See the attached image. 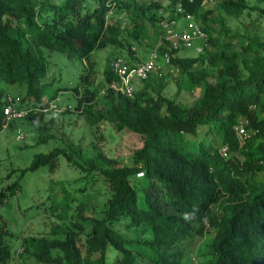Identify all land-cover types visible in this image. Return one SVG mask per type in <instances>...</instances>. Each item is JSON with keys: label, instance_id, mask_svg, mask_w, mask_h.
<instances>
[{"label": "trees", "instance_id": "obj_1", "mask_svg": "<svg viewBox=\"0 0 264 264\" xmlns=\"http://www.w3.org/2000/svg\"><path fill=\"white\" fill-rule=\"evenodd\" d=\"M89 1L0 0V131L6 123L3 110L10 102L17 101L23 110L19 100L8 95L13 86L24 87L25 98L35 105L23 110L25 118L40 120L43 111H50L49 101L43 102L48 74L45 51L89 62L97 50L120 45L118 28L105 21L110 9L106 4L114 0H98L93 12ZM164 1L180 7V15L197 19L202 15L207 40L201 53L178 57V50L168 45L160 50L169 54L171 65L182 76V87L202 88V94L186 106L160 92L149 97L147 86L135 90L131 98L107 88L100 103L98 91L80 93L72 88L79 95L76 110L88 126L108 123L117 132L140 136L142 144L131 164L122 168L105 167L99 155L86 168L73 163L83 173L100 174L106 203L99 218L81 216L78 210L83 224L78 221L80 228L64 231L61 239L24 240L25 252L39 263L192 264L204 241L199 264H264V54L254 40L238 50L219 44L214 35L230 36L229 30L222 19L219 29L209 23L208 13L202 11L204 0ZM255 2L264 4V0ZM138 7L124 3L133 14L128 34L135 39L147 36L145 19L154 24L157 17L138 13ZM218 7L239 19L247 1L220 0ZM170 16L168 20L174 19ZM116 82L107 67L105 83ZM241 121L248 136L242 141L235 130ZM59 156L71 162L64 151L55 150L36 156L24 172L38 165L51 167ZM256 174L261 178L256 179ZM84 177H79L83 185L74 192L85 190ZM17 190L14 184L1 191L0 206L7 193L11 197ZM6 236V224L0 219V264H7L10 257Z\"/></svg>", "mask_w": 264, "mask_h": 264}, {"label": "rangeland", "instance_id": "obj_2", "mask_svg": "<svg viewBox=\"0 0 264 264\" xmlns=\"http://www.w3.org/2000/svg\"><path fill=\"white\" fill-rule=\"evenodd\" d=\"M219 1L204 0L202 3V11L208 13L209 23L219 29L218 20L222 19L229 30L230 36L214 35L219 44H230L233 49L238 50L254 40L259 51L264 54V4L246 0L247 8L243 15L239 19H233L219 9ZM125 2L137 4L138 13L146 17L157 15L154 24L145 19L143 24L146 37L142 35L135 39L128 34L132 29L133 14L124 8ZM89 5L91 12L97 10L98 0H90ZM106 6L110 9L105 14V21L118 28L120 45H108L97 50L89 62L45 51L48 74L45 86L47 94L43 102H51L52 110L46 113L43 111L40 120L9 119L0 131V193L14 184L18 188L11 197L7 193L0 206V219L6 224V243L10 249L7 264H42L25 252L22 242L29 238H43L47 241L61 239L64 231L80 228L79 222L83 224V220L78 219V210H82L81 216L101 217V210L107 199L106 184L100 174L83 173L79 168H74L73 163L86 168V163L93 156L99 155L104 160L105 167L118 169L130 165L134 152L141 147L140 136L117 132L108 123H100L93 128L88 126L76 110L79 95L72 88L80 93L96 90L99 92V102L102 103L105 90L112 86L105 83V70L113 60L121 58L129 65L141 64L162 42L166 28L173 29L175 33L186 30L189 25L204 28L202 15L199 19L190 14L180 15L177 6H170L164 0H114V4L107 3ZM171 14L175 19L174 25L168 22ZM160 21L166 28L158 25L155 30L154 25ZM202 42L196 40L191 48L178 50L176 56L195 57V49L202 48ZM207 51L211 52L212 47L209 46ZM181 80L182 76L170 63L168 66L161 65L148 80L138 83L135 81L134 85L136 91L147 86L145 90L149 97H155V93L160 92L161 96L174 97L182 104L191 106L201 96L202 88L187 90L182 87ZM178 84L181 90L178 89ZM8 95L18 99L19 108L23 110H30L35 106L32 100L25 98L24 87L13 86L9 88ZM51 96L54 98L48 100ZM244 124L241 121L238 130L244 129ZM206 140L213 142L214 139L207 137ZM55 150L64 151L71 162L59 156L53 159L51 167L47 164L38 165L33 166V170L24 172L33 165L36 156L48 155ZM80 176H85L86 188L83 192L76 193L74 188L83 185V181L79 180ZM137 177L140 178V175ZM255 177L260 179L261 174H256ZM64 198L67 199L66 206ZM62 213H66V216L61 219L58 215ZM203 243L204 241L199 243L197 255L202 251ZM197 255L192 256V264L202 261Z\"/></svg>", "mask_w": 264, "mask_h": 264}, {"label": "built area", "instance_id": "obj_3", "mask_svg": "<svg viewBox=\"0 0 264 264\" xmlns=\"http://www.w3.org/2000/svg\"><path fill=\"white\" fill-rule=\"evenodd\" d=\"M180 12V7L178 8ZM190 19V16L186 17ZM171 25H174L175 19L168 20ZM162 23V22H161ZM162 25L166 28V25ZM166 23V22H165ZM162 42H160L157 47L152 50L149 54L148 59L138 65H129L128 62L124 61L121 58H116L110 63L111 73L117 78V82L111 84L110 89L116 93H120L126 97H133L135 92L134 82H143L148 79L151 74H154L161 65L168 66L170 65V56L168 53H160V50L164 48L165 45H168L169 49L180 50V49H189L193 46V43L196 40L203 41L204 43L207 40V36L202 31L201 28L197 26L189 25L186 30L175 33L173 29L166 28L165 35L163 36ZM202 48L196 47V53H201ZM48 109L50 110L53 106L51 102H48ZM52 110V109H51ZM48 111V110H45ZM3 113L6 117V121L19 120L25 117L26 112L19 110L15 102H10L9 105L4 108ZM237 136L244 140L247 138V134L244 129H236ZM225 149L223 150V153Z\"/></svg>", "mask_w": 264, "mask_h": 264}, {"label": "clouds", "instance_id": "obj_4", "mask_svg": "<svg viewBox=\"0 0 264 264\" xmlns=\"http://www.w3.org/2000/svg\"><path fill=\"white\" fill-rule=\"evenodd\" d=\"M15 103H16V106H17V108H18L17 101H16ZM19 110H20V109H19ZM22 111H23V110H22ZM3 115H4V113H3ZM4 116H5V115H4ZM25 116H26V115H25ZM24 118H25V117H24ZM22 119H23V118H22ZM5 122H6V123H5V125H6V124H7V122H8V121H6V117H5ZM5 125H4V126H5ZM4 126H3V127H4Z\"/></svg>", "mask_w": 264, "mask_h": 264}]
</instances>
